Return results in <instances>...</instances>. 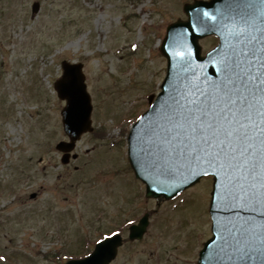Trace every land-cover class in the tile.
Segmentation results:
<instances>
[{
    "label": "rangeland",
    "instance_id": "374dc122",
    "mask_svg": "<svg viewBox=\"0 0 264 264\" xmlns=\"http://www.w3.org/2000/svg\"><path fill=\"white\" fill-rule=\"evenodd\" d=\"M193 1L0 0V264H57L45 252H72L76 237L95 240L123 221L110 216L154 207L131 170L127 137L161 91L166 29ZM64 61L83 65L95 127L68 166L56 150L67 140L54 88ZM211 191L206 178L160 201L147 238L113 264H196L211 236Z\"/></svg>",
    "mask_w": 264,
    "mask_h": 264
},
{
    "label": "water",
    "instance_id": "95a60500",
    "mask_svg": "<svg viewBox=\"0 0 264 264\" xmlns=\"http://www.w3.org/2000/svg\"><path fill=\"white\" fill-rule=\"evenodd\" d=\"M39 4L35 3L33 11L36 13ZM252 15L251 27L244 35V40L250 36H264V0H195L192 4L184 6L186 21L179 20L171 24L167 29V35L163 42L161 52L168 61L166 78L162 84V91L152 104L151 108L133 126L129 138V160L135 172L147 189V197L170 199L185 189L198 183L201 178L212 175L214 187L211 202V215L213 219V238L206 243L200 254L199 264H262L264 256L251 261L229 259L232 255L228 248L221 245L218 237H228L238 231L241 224L240 218L255 221L254 227L258 229L264 222V205L255 201L246 208H237L233 203V197L239 188L248 192L254 181L241 178L239 185L231 177L221 174L216 176L215 170L204 166L207 174L198 172L197 175L183 180L184 173L169 175L166 172L154 171L152 157L147 151L142 152L140 142L141 130L154 126L157 115L163 110L170 97L184 95L188 91H195L196 87H203L207 80H215L219 77L217 69L220 68L222 57L229 56L233 49L242 47L243 41L234 38L233 32L237 28H244L241 18H249V10ZM204 13H208L207 16ZM218 13H223L225 19L221 20ZM217 16L216 20L211 17ZM259 22V24L257 23ZM257 27V29L254 28ZM209 35H218L221 44L211 51L207 56L202 55L200 40ZM183 53L184 55H179ZM215 61V63H213ZM63 76L55 83V89L59 98L67 101L62 111L65 133L69 136L70 142H61L57 148L60 151L69 153L74 150L76 142L86 132L93 131L91 126V98L86 90L82 65L63 63ZM72 87H69V82ZM68 157L63 159L67 163ZM260 191L258 185L253 193ZM146 219L140 225L131 228V239L141 238L146 230ZM228 241H225L227 243ZM122 244L120 236H115L99 243L94 253L84 259L70 261L68 264H109L116 258L118 247Z\"/></svg>",
    "mask_w": 264,
    "mask_h": 264
},
{
    "label": "snow or ice",
    "instance_id": "6c2138e0",
    "mask_svg": "<svg viewBox=\"0 0 264 264\" xmlns=\"http://www.w3.org/2000/svg\"><path fill=\"white\" fill-rule=\"evenodd\" d=\"M252 14L250 9L249 18H241L244 28L233 32L243 46L222 57L219 77L206 78L202 88L170 97L154 126L141 130L140 136L141 151L152 157L154 171L186 173V181L198 172L207 174V166L216 176L231 177L236 185L241 178L254 181L248 192L239 188L233 197L235 207L241 209L253 201L264 205V36L244 40ZM218 15L225 19L223 13ZM257 185L259 193L249 195ZM240 221L243 226L236 233L218 237L231 251L229 259L251 261L264 256V222L257 229L255 221L243 217Z\"/></svg>",
    "mask_w": 264,
    "mask_h": 264
},
{
    "label": "flooded vegetation",
    "instance_id": "af4514ba",
    "mask_svg": "<svg viewBox=\"0 0 264 264\" xmlns=\"http://www.w3.org/2000/svg\"><path fill=\"white\" fill-rule=\"evenodd\" d=\"M257 23L259 24V22H257ZM259 25L263 28V33H264L263 23H261ZM254 28L257 29L256 26H254ZM214 39H215V44L216 45L220 44L221 38L219 36L218 37H214ZM152 201H155L154 207H152L150 209H145V210H143V212H141V208H142L143 204L139 205V206H136V208L133 209L134 211L131 212V214H132L131 216H133V217L130 220L134 221V223L130 224L128 222L129 220L125 216V214L127 215V212H125V213L124 212H119L118 214H115V215H112V216L109 217V218H116L117 216L121 215L123 221L120 222L119 224H117L115 227L110 228L109 232L110 231L120 232L125 239H126V236L127 237L129 236V230H130L131 225L139 223V221L145 216H148V219H149V226H148L147 233L145 234V236L141 240H135V241H127V240H125L124 245L119 249V256L121 255L122 250L124 249L126 244H134V243H137V242H142V241H144L147 238V236L149 234V231L152 228L153 218H154L155 215H157L159 213L161 203L163 202V200H161L162 202H160L159 200H152ZM150 202H151V200H150ZM147 203H149V202H147ZM174 209H176V208H172V210H174ZM95 215H97V213ZM109 215H111V214L106 215V217L109 216ZM96 237L98 239L101 238V233L99 235H97ZM81 239H82L81 241H78V240H80V239H78L76 241L75 245L72 246V247L76 248L72 252H66L65 253V251H55V252L51 253V254L55 253L53 255H55V257L58 258V260L56 261L57 264H66L67 261L69 259H72V258H76V259L84 258V257H86L87 255H89L92 252L91 251V247H93V245L95 244L94 243L95 240H92L93 238L89 239L86 236H83V238H81ZM45 253L46 254L43 256V258L42 257H39V258H42L45 262H47L48 255H47V252H45ZM63 256H65L67 259L66 260L61 259ZM37 260H38V258L34 257L32 259V264H42V262L37 263L38 262ZM29 264H31V263H29Z\"/></svg>",
    "mask_w": 264,
    "mask_h": 264
}]
</instances>
